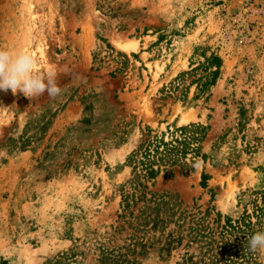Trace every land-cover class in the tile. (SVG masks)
I'll use <instances>...</instances> for the list:
<instances>
[{"label":"rangeland","instance_id":"1","mask_svg":"<svg viewBox=\"0 0 264 264\" xmlns=\"http://www.w3.org/2000/svg\"><path fill=\"white\" fill-rule=\"evenodd\" d=\"M0 48L63 89L0 90V264H201L195 235L264 191V0H0ZM212 53L219 77L197 95ZM192 123L199 169L137 177L143 135Z\"/></svg>","mask_w":264,"mask_h":264},{"label":"trees","instance_id":"2","mask_svg":"<svg viewBox=\"0 0 264 264\" xmlns=\"http://www.w3.org/2000/svg\"><path fill=\"white\" fill-rule=\"evenodd\" d=\"M204 57L191 69L197 77L198 94H203L216 82L220 74L221 59L216 54ZM187 74V73H186ZM207 126L188 124L168 128L166 132L143 135L138 146L129 154V164L133 171H139L137 177L155 179L161 171L177 167L181 173L193 171L187 160L195 163L198 158L206 162L208 155L202 153L200 143L205 138ZM189 156V157H188ZM189 158V159H188ZM208 177L201 175L200 184L206 187ZM136 187L141 184L136 183ZM238 211L234 215H225L217 231H201L194 238L201 241L199 263L201 264H258L256 252L248 249V239L257 231H264V191L250 190L239 197Z\"/></svg>","mask_w":264,"mask_h":264},{"label":"clouds","instance_id":"3","mask_svg":"<svg viewBox=\"0 0 264 264\" xmlns=\"http://www.w3.org/2000/svg\"><path fill=\"white\" fill-rule=\"evenodd\" d=\"M37 60L25 50L9 51L0 48V90L18 91L28 98L47 93L50 99L61 96L63 89L58 84L57 72L49 69L47 73L36 71ZM193 167L199 169L198 162ZM251 252L264 251V231H257L248 239Z\"/></svg>","mask_w":264,"mask_h":264},{"label":"bare ground","instance_id":"4","mask_svg":"<svg viewBox=\"0 0 264 264\" xmlns=\"http://www.w3.org/2000/svg\"><path fill=\"white\" fill-rule=\"evenodd\" d=\"M113 43L116 45V47L126 53H129L133 51L136 48V42L134 40H122V39H114ZM190 116L189 114L183 116L181 118V123H187Z\"/></svg>","mask_w":264,"mask_h":264}]
</instances>
